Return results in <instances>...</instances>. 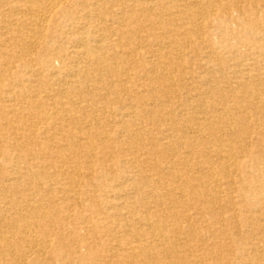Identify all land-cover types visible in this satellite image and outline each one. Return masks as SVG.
Segmentation results:
<instances>
[{
  "label": "bare ground",
  "instance_id": "6f19581e",
  "mask_svg": "<svg viewBox=\"0 0 264 264\" xmlns=\"http://www.w3.org/2000/svg\"><path fill=\"white\" fill-rule=\"evenodd\" d=\"M0 264H264V0H0Z\"/></svg>",
  "mask_w": 264,
  "mask_h": 264
}]
</instances>
